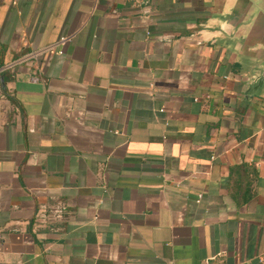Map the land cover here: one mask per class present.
I'll return each instance as SVG.
<instances>
[{
	"label": "crops",
	"instance_id": "obj_1",
	"mask_svg": "<svg viewBox=\"0 0 264 264\" xmlns=\"http://www.w3.org/2000/svg\"><path fill=\"white\" fill-rule=\"evenodd\" d=\"M246 4L0 0V264H264Z\"/></svg>",
	"mask_w": 264,
	"mask_h": 264
},
{
	"label": "water",
	"instance_id": "obj_2",
	"mask_svg": "<svg viewBox=\"0 0 264 264\" xmlns=\"http://www.w3.org/2000/svg\"><path fill=\"white\" fill-rule=\"evenodd\" d=\"M243 18L249 33L264 50V0H247Z\"/></svg>",
	"mask_w": 264,
	"mask_h": 264
},
{
	"label": "built area",
	"instance_id": "obj_3",
	"mask_svg": "<svg viewBox=\"0 0 264 264\" xmlns=\"http://www.w3.org/2000/svg\"><path fill=\"white\" fill-rule=\"evenodd\" d=\"M66 39L65 36H61L57 43L64 42ZM67 205L62 200H57L52 204L46 202H41L34 214L35 220L50 229H58V226L55 224L56 221L62 219L66 213Z\"/></svg>",
	"mask_w": 264,
	"mask_h": 264
}]
</instances>
